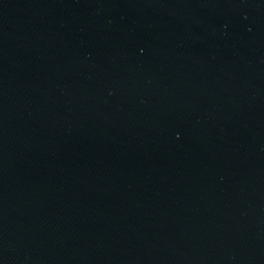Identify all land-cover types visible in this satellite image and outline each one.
I'll use <instances>...</instances> for the list:
<instances>
[{"label":"water","instance_id":"water-1","mask_svg":"<svg viewBox=\"0 0 264 264\" xmlns=\"http://www.w3.org/2000/svg\"><path fill=\"white\" fill-rule=\"evenodd\" d=\"M0 264H264V0H0Z\"/></svg>","mask_w":264,"mask_h":264}]
</instances>
